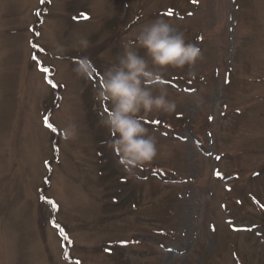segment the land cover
I'll return each instance as SVG.
<instances>
[{"label":"rangeland","instance_id":"1","mask_svg":"<svg viewBox=\"0 0 264 264\" xmlns=\"http://www.w3.org/2000/svg\"><path fill=\"white\" fill-rule=\"evenodd\" d=\"M156 19L201 55L165 71L176 109L145 116L158 153L128 171L95 85ZM0 264H264V0H0Z\"/></svg>","mask_w":264,"mask_h":264},{"label":"clouds","instance_id":"2","mask_svg":"<svg viewBox=\"0 0 264 264\" xmlns=\"http://www.w3.org/2000/svg\"><path fill=\"white\" fill-rule=\"evenodd\" d=\"M80 49L89 47V40L80 36L76 42ZM143 49L144 54H140ZM63 48L55 55L63 58ZM200 49L186 42L185 32L164 19L140 25L124 38L122 51L105 68L95 85V99L104 107L99 123L110 135L107 141L125 170L131 171L151 162L158 153L155 137L146 127L145 116L153 110L172 113L174 101L168 99L161 85L167 69L194 68L200 58ZM74 72L87 79L94 74L88 58H80ZM64 139H73L76 125L69 123L63 129Z\"/></svg>","mask_w":264,"mask_h":264},{"label":"trees","instance_id":"3","mask_svg":"<svg viewBox=\"0 0 264 264\" xmlns=\"http://www.w3.org/2000/svg\"><path fill=\"white\" fill-rule=\"evenodd\" d=\"M86 53H87V55H85V53L82 52V58L86 57V58H88V60L91 61V59H93V57L91 56V54L89 53V51L86 52ZM78 58L80 59L81 57H78ZM91 64L93 65L94 63L91 61ZM58 89H59V86H53V90H55L54 94L58 91ZM52 135H53V143H54V145H56L59 136H58V134L56 132H52Z\"/></svg>","mask_w":264,"mask_h":264}]
</instances>
